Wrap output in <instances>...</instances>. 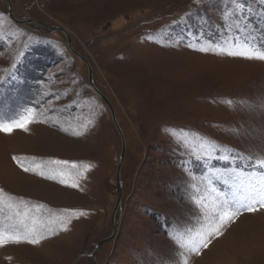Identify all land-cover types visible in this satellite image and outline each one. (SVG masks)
<instances>
[{"label": "rangeland", "instance_id": "rangeland-1", "mask_svg": "<svg viewBox=\"0 0 264 264\" xmlns=\"http://www.w3.org/2000/svg\"><path fill=\"white\" fill-rule=\"evenodd\" d=\"M249 49L264 0H0V125L32 117L0 131V232L39 238L0 264H264V60L227 54ZM73 51L126 145L94 259L122 144Z\"/></svg>", "mask_w": 264, "mask_h": 264}, {"label": "snow or ice", "instance_id": "snow-or-ice-1", "mask_svg": "<svg viewBox=\"0 0 264 264\" xmlns=\"http://www.w3.org/2000/svg\"><path fill=\"white\" fill-rule=\"evenodd\" d=\"M237 2H238V0H237ZM239 12H240L239 8L233 10L231 13H229V18L238 17ZM201 51H206V50L205 49H201ZM227 54L230 55V56H242V57L247 58V59L264 60V51L257 52L255 50L249 49V50H246L244 52H228ZM31 119H32V117L29 116L28 118H26V120L24 122H22L20 124H17V125H0V131L10 132L13 129V127H24L25 124H27L28 122H31ZM186 139H188V138H186ZM196 143L203 144L202 141H200L198 139H193L191 146L193 148H195ZM201 151L204 153V158H207V155L209 153H213V154L217 153L219 151V149L215 145H204L201 148ZM222 159L225 162H227L230 159V157L229 156H222ZM52 163L60 164L62 162L61 161H53ZM256 164H257L258 167H264V160H258V161H256ZM21 167L23 168V165H21ZM73 167H76V166L73 165ZM23 170L24 171H28L29 169L28 168H23ZM60 182L64 183L63 180H61ZM69 186L76 187L77 185L71 184ZM0 192H2V190H0ZM259 206L260 207H264V200H261L259 202ZM9 207H11V205H9ZM254 210H255V208H253V207L248 208V211H254ZM226 216H227V213H225L223 216H221L220 219L223 220ZM15 217L17 218V223L18 224L23 225L25 228H27V224H28V220H29L28 212L21 213V212L17 211L15 213ZM228 218H230V217H228ZM36 223H37L36 220H32L33 227H32V229H30V232H33V233L35 232ZM21 242H27V243L34 244V243H38L39 242V238L37 236H35V235H33L31 238H21L18 235H4L2 232H0V244H3V243H17L18 244V243H21ZM202 246L203 247H207V242H204L202 244Z\"/></svg>", "mask_w": 264, "mask_h": 264}, {"label": "water", "instance_id": "water-1", "mask_svg": "<svg viewBox=\"0 0 264 264\" xmlns=\"http://www.w3.org/2000/svg\"><path fill=\"white\" fill-rule=\"evenodd\" d=\"M4 15L6 17H8L11 21H13L16 24H23V23H32V24H36V25H40V23L34 21V20H17L15 19L12 15L10 10L3 12ZM41 26V25H40ZM49 31H58L61 32L65 37H66V41H67V45L69 48H71L70 46V39L68 34L66 33V31H64L63 29H60L58 27H50L47 26L46 27ZM74 52V51H73ZM74 54L79 57L87 66V70H88V82H89V86L91 87V89H93V91L102 99V101L105 103L106 107L109 110L112 122L117 130L118 135L120 136L121 139V152H120V156L118 159V166H117V170H116V190H117V199H116V203L113 209V214H112V233L110 235V237L103 239L101 241H99L95 246L93 251L89 254V256L94 259L95 258V254L96 252L101 248V246H103L104 244L108 243L109 241H111L114 236L116 235V231H117V226L118 224L115 221V215H116V211L119 208L120 205V201H121V178H120V171H121V166H122V162L124 160L125 157V152H126V145H125V141H124V137H123V133L122 130L120 129L116 117H115V113L114 110L110 104V102L108 101V99L94 86L93 81H92V71H91V67L90 64L88 63V61L84 58H82L79 53L74 52Z\"/></svg>", "mask_w": 264, "mask_h": 264}]
</instances>
